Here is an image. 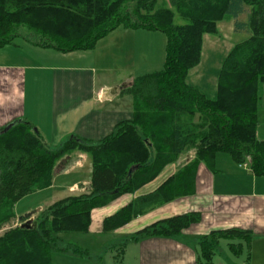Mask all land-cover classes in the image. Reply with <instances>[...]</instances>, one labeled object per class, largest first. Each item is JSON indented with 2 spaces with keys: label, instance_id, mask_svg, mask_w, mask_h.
Masks as SVG:
<instances>
[{
  "label": "trees",
  "instance_id": "obj_1",
  "mask_svg": "<svg viewBox=\"0 0 264 264\" xmlns=\"http://www.w3.org/2000/svg\"><path fill=\"white\" fill-rule=\"evenodd\" d=\"M177 14L184 22H177ZM226 15L247 34L229 50L218 71L217 92L209 96L188 83L202 60L205 34H217ZM246 15L245 19H240ZM120 25L160 30L167 36L160 71L138 76L126 91L135 97L134 116L98 141L72 134L48 147L34 127L18 120L0 129V228L15 218L25 195L51 185L54 167L75 152L91 163L88 192L63 197L40 210L31 227L20 224L0 235V264H51L52 253L93 256L55 234L86 232L91 210L154 180L163 169L193 151L156 190L138 196L105 218L111 231L133 217L194 192L200 163L214 170L217 153L247 162L264 175V140L257 136L259 84L264 82V0H0V47L15 37L60 51L87 50ZM201 217L187 212L158 220L122 239L178 236ZM24 218H22L23 220ZM248 231H213L200 238L201 264H214L218 236Z\"/></svg>",
  "mask_w": 264,
  "mask_h": 264
},
{
  "label": "crops",
  "instance_id": "obj_2",
  "mask_svg": "<svg viewBox=\"0 0 264 264\" xmlns=\"http://www.w3.org/2000/svg\"><path fill=\"white\" fill-rule=\"evenodd\" d=\"M121 26L107 34L123 31L112 37L113 47L109 54L114 63L111 65L103 64L106 57L102 63L94 60L91 49L64 52L35 45L23 37H15L1 46L0 129L9 123L26 120L42 141L53 148L72 134L90 141L101 140L112 134L120 122L131 120L135 97L126 88L136 77L142 76H136L140 70L157 68L156 54L160 48H157L154 40L158 39L155 33L160 30L127 26L121 30ZM129 36L138 38L131 39ZM206 37L205 34L203 52ZM120 38L130 42L125 43ZM127 65L134 69H131L133 73H122L120 69ZM128 95L132 96L130 100ZM258 119L257 136L264 140V109L261 110V107ZM192 158L193 151H190L176 163L166 166L154 180L138 190L123 193L108 204L93 208L85 235H112L114 240L122 241L158 220L194 211L201 214L200 219L178 236H152L128 242L122 252L121 264H201L198 259L200 238L213 231L229 229L248 231L249 235L218 236L213 263L264 264V175L254 174L250 164L249 167L241 166L224 152L217 153L214 170L205 162L200 163L192 194L139 214L114 230H104L106 217L115 214L138 196L156 190L176 173L179 166ZM85 168L84 177L73 175L68 189L63 190L66 191L64 195L57 197L58 190H55L54 197L45 201L47 204L38 202L36 209L40 211L63 197L90 189L92 167L85 153L75 152L59 160L54 167L51 185L32 193L57 188L60 185L53 182L55 178ZM31 212L25 213L24 217H18L15 213L12 221L21 222ZM31 217H35L34 213ZM223 239L227 240L230 254L215 260Z\"/></svg>",
  "mask_w": 264,
  "mask_h": 264
},
{
  "label": "rangeland",
  "instance_id": "obj_3",
  "mask_svg": "<svg viewBox=\"0 0 264 264\" xmlns=\"http://www.w3.org/2000/svg\"><path fill=\"white\" fill-rule=\"evenodd\" d=\"M246 15H242L240 19H245ZM177 22H184L185 20L177 14L176 17ZM124 28V25L121 27ZM118 32L123 31H116V33H112L101 38L96 46H94L92 50V58L96 61L102 63L104 61V57L106 60L103 64L111 65L114 63V60L110 57L109 54L112 52L110 48L113 47L112 37L117 34ZM235 32V33H234ZM130 34V33H129ZM158 36V39H155V45L157 48H160V52L158 51L156 54L158 64L156 63V67L154 70H140L141 72L138 73L135 69V72L138 75H144L153 73L155 71H160L164 68L165 61H166V46H167V36L162 31H157L155 33ZM133 35V34H131ZM160 36V37H159ZM206 47L204 48L203 57L201 62L190 69L187 81L188 83L197 86L201 90L205 91L209 96L216 95L217 92V85H218V71L222 65L223 60L225 59L226 55L229 52V49L237 42L243 40L247 37V34L244 32H236L234 30V19L231 15H226L223 20L219 22V31L217 34H206ZM212 36V37H209ZM129 38H138L137 36H129ZM123 42L129 43L130 41L126 38H120ZM160 45V46H159ZM122 64V62H120ZM130 66H125L121 68L122 73H133L131 72ZM134 70V69H132ZM115 73V72H113ZM110 76V75H107ZM112 77L117 78L115 74H112ZM121 77V76H119ZM132 96L128 95V100L131 99ZM259 107L261 110L263 108V101H264V82H260L259 84ZM120 102V101H119ZM122 102V101H121ZM131 104V101H130ZM259 121V119H258ZM264 127V126H263ZM226 154V153H225ZM249 162V160H247ZM85 169H75L67 176H58L54 179L53 182L59 184L60 186L57 188H48L45 191H41L38 193H31L28 194L21 199H19L15 206H14V213L18 217H24L25 213L29 211H34L38 205L37 203L41 201L42 204H47L49 199L51 200L54 197V191L56 192L57 197L64 195L63 190L68 189V185L73 180V175L76 177H84ZM90 175V174H89ZM62 187H65L62 189ZM61 190V192H59ZM55 196V197H56ZM49 200V201H50ZM46 208V207H45ZM39 212V211H38ZM38 212L34 213V216ZM35 218V217H34ZM33 218V219H34ZM26 219V217L24 218ZM23 219V220H24ZM21 220V221H23ZM21 222H14L10 221L0 228V235L10 227H14L19 225ZM58 238L66 243L74 245L79 249H83L89 252L93 258L89 259L84 256H76V255H69V254H62V253H52L51 256V264H121L122 261V252L124 250L125 245L121 240H114L112 235H96V234H88L85 235L84 232H61L55 234ZM227 254H230V251L227 247V240L223 239L220 243V247H218L216 252L215 260L219 258H225Z\"/></svg>",
  "mask_w": 264,
  "mask_h": 264
},
{
  "label": "water",
  "instance_id": "obj_4",
  "mask_svg": "<svg viewBox=\"0 0 264 264\" xmlns=\"http://www.w3.org/2000/svg\"><path fill=\"white\" fill-rule=\"evenodd\" d=\"M12 125H13V123H9V124H7V125L3 128L2 131H4V132L7 131ZM36 211H39V209H36V210H34L33 212H31L30 214H28L27 217H26V219H24L23 221H21L20 226H21V227H26V228L31 227L32 224H33V218L31 217V215H32L33 213H35Z\"/></svg>",
  "mask_w": 264,
  "mask_h": 264
},
{
  "label": "built area",
  "instance_id": "obj_5",
  "mask_svg": "<svg viewBox=\"0 0 264 264\" xmlns=\"http://www.w3.org/2000/svg\"><path fill=\"white\" fill-rule=\"evenodd\" d=\"M241 166H245V167H249V162H243V163H240Z\"/></svg>",
  "mask_w": 264,
  "mask_h": 264
}]
</instances>
